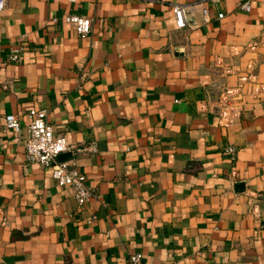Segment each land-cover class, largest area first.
I'll use <instances>...</instances> for the list:
<instances>
[{
    "label": "crops",
    "instance_id": "obj_1",
    "mask_svg": "<svg viewBox=\"0 0 264 264\" xmlns=\"http://www.w3.org/2000/svg\"><path fill=\"white\" fill-rule=\"evenodd\" d=\"M68 13L90 17L89 33ZM227 88L237 113L224 124ZM33 107L71 145L93 190L84 203L25 158ZM136 251L264 264V0H3L0 264H125Z\"/></svg>",
    "mask_w": 264,
    "mask_h": 264
},
{
    "label": "built area",
    "instance_id": "obj_2",
    "mask_svg": "<svg viewBox=\"0 0 264 264\" xmlns=\"http://www.w3.org/2000/svg\"><path fill=\"white\" fill-rule=\"evenodd\" d=\"M242 7L248 9L247 1H244ZM3 6V0H0V9ZM176 23L179 27L185 25V7L182 4H174L172 7ZM208 6L202 7L204 19L208 18ZM218 16H222L219 12ZM53 20H58L53 16ZM62 21L71 24L74 29L84 35L91 30V18L78 13L64 14ZM25 46L22 43L11 45L6 51L5 58L8 61L19 60ZM237 89V88H235ZM234 88H227L223 94L222 104L219 109L218 120L221 123L229 124L232 116L237 113V109L231 105V96ZM47 110L45 108H30L28 110L29 121L26 126L25 151L27 160L38 161L43 166H49L51 175L61 186H71L73 195L78 203H84L93 196L92 188L86 182V175L81 172L73 162L68 159H59L58 154L70 150L71 145L67 142L64 134L55 133L51 123L47 120ZM5 127L13 131L20 129V116L18 113L9 112L5 115ZM89 150H95V144H88ZM223 153L235 156L237 146L235 144H226ZM125 264H167L166 262L148 263L143 259L141 252H132L127 256Z\"/></svg>",
    "mask_w": 264,
    "mask_h": 264
},
{
    "label": "water",
    "instance_id": "obj_3",
    "mask_svg": "<svg viewBox=\"0 0 264 264\" xmlns=\"http://www.w3.org/2000/svg\"><path fill=\"white\" fill-rule=\"evenodd\" d=\"M69 155H70V152H69V151H64V152H61V153L58 154V158H59V159H65V158H67ZM241 184H242V183L240 182V183H238L237 185L239 186V185H241Z\"/></svg>",
    "mask_w": 264,
    "mask_h": 264
}]
</instances>
